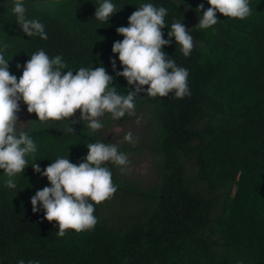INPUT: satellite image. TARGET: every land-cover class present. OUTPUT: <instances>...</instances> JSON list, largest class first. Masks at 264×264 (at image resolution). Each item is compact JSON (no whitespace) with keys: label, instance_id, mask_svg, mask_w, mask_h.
I'll list each match as a JSON object with an SVG mask.
<instances>
[{"label":"trees","instance_id":"16d2710c","mask_svg":"<svg viewBox=\"0 0 264 264\" xmlns=\"http://www.w3.org/2000/svg\"><path fill=\"white\" fill-rule=\"evenodd\" d=\"M127 1L137 5L144 0ZM97 2L25 0L26 19L44 25L47 39L42 40L22 33L12 13L14 0H0V51L9 61V73L17 77L31 55L43 50L50 59L59 55L65 71L73 74L80 67H104L117 93L127 95L134 85L112 69L111 31L100 29L96 44L93 32L100 23L92 8ZM158 3H170L171 14L184 26L203 0ZM249 7L244 20L217 13L226 22L204 30L184 26L197 41L188 57L174 41L165 46L175 51L176 66L192 74L187 78L189 96L177 99L172 93L174 101H159L140 93L135 99V117L151 104L164 120L159 146L163 165L172 174L161 176L156 187L135 190L126 209L121 205L125 188L116 179L113 199L94 205L98 226L90 233L103 237L105 252H112L106 264H264V0H249ZM172 24L166 15L161 29L165 39ZM74 114L69 121H78ZM71 127L73 133L66 131L65 121L32 122L29 133L24 132L37 145V161L29 157V164L35 162L43 171L57 158L73 155L83 162L86 145L95 143L93 132L80 123ZM103 141L108 143L110 136L96 140ZM193 148L201 165L197 182L195 177L189 183L174 171ZM235 175L241 180L237 195L222 198L217 190ZM5 179L0 175V264L78 262L83 253L76 242L57 237L55 221H46L43 210L32 212L30 197L49 186L46 178L29 165L17 176L14 189L5 186Z\"/></svg>","mask_w":264,"mask_h":264},{"label":"clouds","instance_id":"9594fccd","mask_svg":"<svg viewBox=\"0 0 264 264\" xmlns=\"http://www.w3.org/2000/svg\"><path fill=\"white\" fill-rule=\"evenodd\" d=\"M24 2L14 0L12 13L16 24L26 37L47 39L41 22L26 19ZM157 3L158 0H144L133 5L127 0H98L92 8L96 9L94 16L100 23L93 32L96 44L102 38L100 29L111 31L109 46L112 45L111 52L114 55L109 61L112 69L119 71L116 75L124 78L126 84L134 85L127 95L117 93L112 86L113 78L104 67H80L73 74V71H65L66 65L59 55L50 59L43 50L32 54L16 77L9 73V61L0 51V175L7 177L4 184L9 189L16 187L17 176L29 165L34 173L46 178L49 186L30 197L32 212L43 210L46 221H55L57 231L54 232L57 237L75 241L83 253L78 262L52 259L50 264L109 263L112 252H105L104 238L90 233L98 226L97 218L93 215L94 205L100 207L113 199L111 196L117 191L114 185L116 179L122 181L126 193L123 201L129 205L132 203L130 196L135 190L156 187L161 182V176L172 174L163 165V152L159 146L166 126L163 118L160 119V114L151 104L141 107L139 115L134 116V101L140 93H145L150 100L160 97L159 101H174V97L182 99L190 95L187 78L192 79V74L176 66L172 60L175 51L165 46L174 41L175 45L180 46L183 56L188 57L193 47L197 46V41L185 27L187 30H204L217 22H226L217 13L227 18L244 20L251 12L249 0H203L196 12L187 18L184 27L168 9L170 3L167 7L158 3L161 7H156ZM260 3L263 4V1ZM166 15L173 22L171 30L167 32L168 39H165V32L161 31L166 26ZM117 38L121 41H116ZM145 108H151L152 119L147 122L152 121L155 126V133L147 137L155 143L161 159L155 181L135 185L121 175L131 171L129 157L132 156L131 152L137 150L129 147V143L135 142L133 134L128 132L108 143L96 140H105L110 136L104 134L110 130L109 124L130 119L141 121ZM73 114L78 121L68 120ZM20 120L26 123L21 125ZM37 121L42 122V125L50 121H65L66 131L70 133H73L71 124L80 123L90 133L93 132L92 140L95 143L86 145L87 155L83 162L79 163L80 159L73 155L66 156L57 158L41 171L35 163L37 145L28 134L31 123ZM191 142L196 148L195 141ZM195 148L184 153L180 167L174 171L181 181L190 183L195 177L194 183L198 180L197 166L201 164ZM29 157L35 162L29 164ZM240 181L235 175L233 181L217 190V193L222 198L235 197ZM18 264H24V261L20 260ZM27 264L44 263L38 260Z\"/></svg>","mask_w":264,"mask_h":264},{"label":"rangeland","instance_id":"374dc122","mask_svg":"<svg viewBox=\"0 0 264 264\" xmlns=\"http://www.w3.org/2000/svg\"><path fill=\"white\" fill-rule=\"evenodd\" d=\"M144 112L145 115L141 121L130 119L115 122L109 124L110 130L104 133L105 135H110V140L120 138L128 132L133 134L135 142L129 143V147H135L137 150L131 152L132 156L129 157V161L132 162L131 171L126 174H121L120 171L118 172L122 175L123 179L135 185H145L155 181L158 175V163L161 159V156L156 150L155 143H153L151 138L147 137V135L151 136L155 133V126H153L152 121L147 122L152 119V110L151 108H145ZM25 123V120H20L21 125ZM17 132L19 131L17 130ZM123 204L124 201H122L121 205ZM124 208L126 209L127 205ZM93 262L95 261L93 260Z\"/></svg>","mask_w":264,"mask_h":264}]
</instances>
